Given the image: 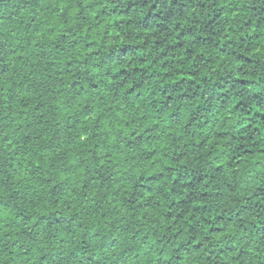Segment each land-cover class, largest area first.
<instances>
[{
  "label": "trees",
  "instance_id": "16d2710c",
  "mask_svg": "<svg viewBox=\"0 0 264 264\" xmlns=\"http://www.w3.org/2000/svg\"><path fill=\"white\" fill-rule=\"evenodd\" d=\"M0 264H264V0H0Z\"/></svg>",
  "mask_w": 264,
  "mask_h": 264
}]
</instances>
